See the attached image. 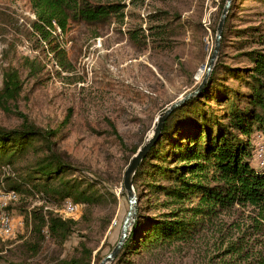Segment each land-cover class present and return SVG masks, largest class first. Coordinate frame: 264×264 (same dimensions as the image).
Wrapping results in <instances>:
<instances>
[{
    "label": "rangeland",
    "instance_id": "1",
    "mask_svg": "<svg viewBox=\"0 0 264 264\" xmlns=\"http://www.w3.org/2000/svg\"><path fill=\"white\" fill-rule=\"evenodd\" d=\"M110 1L125 5L123 22L112 23L96 38L85 27L58 33L57 45L64 50L59 60L30 33L34 15L29 1L0 0V88L2 73L9 67L18 70L22 81L20 94L9 108L35 126L55 131L53 150L73 169L67 177L97 183L103 197L94 206L78 204L75 216L64 217L77 223L60 244L46 227L39 235L34 232L32 210L40 205L34 204L35 196H20L13 214L23 225L13 239L0 241V264H99L117 242L128 209L122 178L131 149L142 145L158 115L192 91L204 74L214 47L221 0ZM229 11L217 60L243 66L247 61L239 56L241 51L264 50V46L246 43L247 36L239 37L249 27H259L264 37V0H233ZM131 31L139 35L138 44L130 39ZM226 83L238 85L232 80ZM20 123V118L0 109V127L15 129ZM252 137L251 164L264 167L257 154L264 138L257 133ZM31 158L15 165V178L25 175L19 168L26 167ZM13 177L4 178L6 187ZM39 195L44 212L54 213L60 207L61 203ZM136 195L142 205L143 199L139 203ZM253 217L250 208L221 217L206 233V245L188 250L193 264H205L203 251L212 249L221 237L235 240L239 235L249 243L248 254L234 263L264 261V231L252 228ZM83 249L91 251L89 261ZM217 253H211L215 255L211 264L220 260Z\"/></svg>",
    "mask_w": 264,
    "mask_h": 264
},
{
    "label": "trees",
    "instance_id": "2",
    "mask_svg": "<svg viewBox=\"0 0 264 264\" xmlns=\"http://www.w3.org/2000/svg\"><path fill=\"white\" fill-rule=\"evenodd\" d=\"M28 1L34 15L30 33L59 60L64 58V50L57 45L58 33L65 35L85 27L91 38H96L112 23L121 24L125 16V5L119 1ZM224 3L221 0L220 11ZM228 17L229 13L225 27ZM260 30L249 27L239 32V37L247 36L246 43L264 46ZM157 32L158 36L164 34ZM129 36L138 44L137 32L131 31ZM239 56L247 61L245 65L232 67L217 60L200 95L165 120L160 138L135 173L133 186L139 203L140 199L143 203L138 205L132 230L111 264H193L188 250L200 243L206 245V233L214 223L238 208L252 209V228L264 231V167L251 164L252 136L257 133L264 138V50L249 47ZM59 64L63 66L60 61ZM229 80L238 85H228ZM21 86L18 70L6 68L2 73L0 109L17 116L21 123L15 129L0 127V169L10 166L15 174V165L32 156L26 167L19 168L25 175H14L9 188L18 192L19 200L22 195L43 194L55 203L69 199L75 204L94 206L101 202L97 183L67 177L73 169L53 150L56 132L35 126L27 116L9 108ZM140 146L131 149L126 165ZM44 207L32 210L33 230L39 235L46 227L50 236L62 244L77 222L44 212ZM241 239L242 235L235 240L221 237L218 244L211 245L212 249L203 251L205 264H211L214 250L220 258L217 264L242 262L249 243ZM83 250L89 261L91 251Z\"/></svg>",
    "mask_w": 264,
    "mask_h": 264
},
{
    "label": "water",
    "instance_id": "3",
    "mask_svg": "<svg viewBox=\"0 0 264 264\" xmlns=\"http://www.w3.org/2000/svg\"><path fill=\"white\" fill-rule=\"evenodd\" d=\"M233 0H225L223 5L220 18L216 27V33L214 38V47L211 53L209 62L204 69V74L198 83L197 87L190 92L185 93L180 96L178 99L174 100L164 111H162L157 119L156 123L150 132L149 136L146 138L144 143L137 149L136 153L131 157L129 164L125 168L123 172L122 178V187L124 193L127 198L128 209L122 220L120 233L117 242L113 246V248L100 260L99 264H111L119 255L126 238L130 234L132 227L137 218L138 212V198L133 186V179L135 173L142 162V160L146 157L150 148L156 143V141L160 138L161 130L163 128L164 122L167 117L177 108L181 107L187 101L197 97L202 92L203 88L208 82L211 71L213 70L219 50L221 45V38L223 34V26L226 21L227 14L231 7Z\"/></svg>",
    "mask_w": 264,
    "mask_h": 264
},
{
    "label": "built area",
    "instance_id": "4",
    "mask_svg": "<svg viewBox=\"0 0 264 264\" xmlns=\"http://www.w3.org/2000/svg\"><path fill=\"white\" fill-rule=\"evenodd\" d=\"M219 2V0H214ZM257 154L260 162V166H264V144L258 145ZM13 177L14 174L9 169V166H3L0 169V241L6 242L11 240L15 236L17 228L22 227L23 222L17 219L13 214V206L19 200V194L16 190L8 188L5 185L4 178ZM41 196V197H39ZM38 204L41 206L43 200L42 195H35ZM46 207H44L45 209ZM79 211V205L73 203L69 199H65L59 208L54 210V213L64 219L75 216Z\"/></svg>",
    "mask_w": 264,
    "mask_h": 264
}]
</instances>
